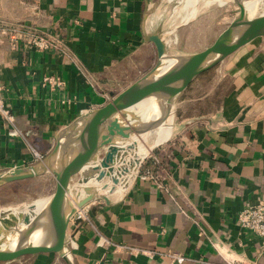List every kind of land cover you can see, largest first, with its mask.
I'll list each match as a JSON object with an SVG mask.
<instances>
[{
    "label": "crops",
    "instance_id": "0c3cea01",
    "mask_svg": "<svg viewBox=\"0 0 264 264\" xmlns=\"http://www.w3.org/2000/svg\"><path fill=\"white\" fill-rule=\"evenodd\" d=\"M155 1L0 0V28L18 25L24 35L49 39L41 49L26 36L0 31V105L12 116L10 123L0 113V170L32 164L34 153L45 156L62 126L153 65L155 48L143 40L141 22ZM161 16L156 7L144 29L164 33ZM150 154L163 168L165 189L135 176L118 198L90 200L89 221L66 227L73 264H264L260 239L236 221L264 196L263 37L185 87L168 138ZM144 166L154 168L151 158ZM167 251L185 259L172 261ZM0 264L64 263L54 253H37Z\"/></svg>",
    "mask_w": 264,
    "mask_h": 264
},
{
    "label": "water",
    "instance_id": "95a60500",
    "mask_svg": "<svg viewBox=\"0 0 264 264\" xmlns=\"http://www.w3.org/2000/svg\"><path fill=\"white\" fill-rule=\"evenodd\" d=\"M161 1L145 7L142 14V38L155 48L153 65L105 104L78 114L62 126L53 147L40 160L0 170V186L46 173L54 179L52 192L38 207L28 203L26 211L24 206L17 210L0 208V262L54 253L64 264H73L65 231L74 209L95 198L106 203L118 198L123 191L116 196L113 189L122 181L114 171L134 140L164 125L180 93L200 73L253 38H264V9L260 7L264 0H232L236 12L207 46L189 53H168L163 33L144 29L147 15ZM249 3L256 6L250 15ZM136 108L154 111L157 117L133 124ZM161 143L151 145L137 160L123 190L145 157ZM9 232L14 234L13 242L2 243Z\"/></svg>",
    "mask_w": 264,
    "mask_h": 264
},
{
    "label": "rangeland",
    "instance_id": "374dc122",
    "mask_svg": "<svg viewBox=\"0 0 264 264\" xmlns=\"http://www.w3.org/2000/svg\"><path fill=\"white\" fill-rule=\"evenodd\" d=\"M206 1L208 4L205 3ZM217 1L196 0L193 6H188L184 0H163L159 3L157 7L162 14L164 25L163 38L164 40L170 39L166 45L168 53L181 54L198 51L214 39L237 10L232 0H222L221 3ZM260 7L264 9V4ZM189 14L191 16L188 17ZM170 29L173 31L167 33L166 31ZM53 188L54 179L48 173L7 183L0 187V208L12 210H17L22 206L25 208V204L45 199Z\"/></svg>",
    "mask_w": 264,
    "mask_h": 264
},
{
    "label": "built area",
    "instance_id": "2783aa9c",
    "mask_svg": "<svg viewBox=\"0 0 264 264\" xmlns=\"http://www.w3.org/2000/svg\"><path fill=\"white\" fill-rule=\"evenodd\" d=\"M0 31L2 33L12 32L14 39L26 36L25 38L27 39V43L30 46L36 48L45 49L48 48L49 46V39H47L43 35L35 34L32 32L24 35V33L20 31V27L18 25L1 27ZM0 113L6 119V121L10 123L12 122L11 114L1 105H0ZM12 133H16V131L12 130ZM150 153L146 156L145 159L151 158L154 168H148L147 166L138 168L135 176H138L141 179L149 180L155 185V187L163 190L165 189V186L162 182L164 178L162 174L163 168L159 166L158 164L159 160L156 157L151 156ZM34 155L37 161L42 158L36 153H34ZM87 211H88L87 203L80 207H76L74 211L70 214L68 222L73 223L75 221H89ZM236 221L238 228L247 231L253 235H256L260 239L261 245L264 247V196L258 197L254 203L243 207L237 213ZM139 253L146 256L147 258H152L156 255L154 251H148V250H140ZM166 255L169 257L170 260L175 261L177 263H180L185 259L184 255H182L181 253L167 251ZM211 264H257V263L253 260L242 261L237 259H231V260L229 259L223 263H211Z\"/></svg>",
    "mask_w": 264,
    "mask_h": 264
},
{
    "label": "bare ground",
    "instance_id": "6f19581e",
    "mask_svg": "<svg viewBox=\"0 0 264 264\" xmlns=\"http://www.w3.org/2000/svg\"><path fill=\"white\" fill-rule=\"evenodd\" d=\"M184 2L188 6H191L193 4V2H196V0H184ZM217 2L221 3L222 0H218ZM205 3L208 4V1H206ZM248 5H247V7H248L247 11H248V15H250V14L255 12L256 6L251 5V4L249 6ZM191 14H189L188 17L191 16ZM135 113H136L135 121L128 118V119H130V122L134 121L133 124H136V123L138 124L141 121L155 119L157 117V115H156L157 113H155L154 111H149V110H145V109H141V108H136ZM170 122H171V116H169L167 118L164 125H159L155 129H153L151 132H147V133L143 134L142 136H140L138 139L134 140L130 149L126 152V154L122 158V162L117 167V170L114 171V175H117V179L122 181V182H120V184H117V186L113 189V193L116 196L121 191H123V187H122L123 183H125L130 178V175L133 172V168L136 165L137 160L147 152V150L149 149V147L151 145L161 143L168 138V136L170 134ZM43 201H44V199H39L37 201L32 202L31 204H33L34 207H38L39 205H41L43 203ZM26 207L24 208L25 211H26ZM13 235H14L13 232L7 233L6 237L2 239V243L11 244L13 242L12 241V239L14 237Z\"/></svg>",
    "mask_w": 264,
    "mask_h": 264
}]
</instances>
